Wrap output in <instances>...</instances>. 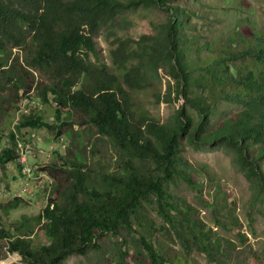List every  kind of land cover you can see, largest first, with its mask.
I'll return each instance as SVG.
<instances>
[{
    "label": "trees",
    "instance_id": "trees-1",
    "mask_svg": "<svg viewBox=\"0 0 264 264\" xmlns=\"http://www.w3.org/2000/svg\"><path fill=\"white\" fill-rule=\"evenodd\" d=\"M177 1L0 0V92L11 91L0 110L11 118L22 112L8 129L10 145L0 147V167L21 168L18 133L43 124L36 108L19 109L22 98L53 100L57 136L75 123L73 112L88 128L85 161L55 151L39 169L54 185L31 229L0 228L7 250L25 264H64L112 235L121 245L133 242L130 254L117 249L119 264H129L128 255L137 264H191L192 251L217 256L196 209L173 191L184 182L207 203L195 175L212 174L184 155L187 144L230 147L254 198H264V28L248 16L237 26L217 25L239 15L244 0H195L215 14L205 29L193 21L196 10ZM139 10L165 17L150 21V34L119 36L126 13ZM100 31L111 38L110 65L90 57L98 58L93 38ZM141 92L154 104H175L173 111L164 119L151 114ZM219 103L236 110L213 125ZM21 199L0 203V211Z\"/></svg>",
    "mask_w": 264,
    "mask_h": 264
},
{
    "label": "rangeland",
    "instance_id": "rangeland-1",
    "mask_svg": "<svg viewBox=\"0 0 264 264\" xmlns=\"http://www.w3.org/2000/svg\"><path fill=\"white\" fill-rule=\"evenodd\" d=\"M199 1V3L206 4L213 1L218 3L221 0ZM177 3L196 10L198 15L194 17L193 21L202 29L209 26L205 22H210L215 17L213 9H210L211 11L206 10L205 6L198 4L195 0H178ZM244 4L246 6H241L239 15L232 16L229 14L227 18H222L217 25L223 26L230 22L233 26H237L241 18L248 16L250 21L256 22L257 27L264 28V0H244ZM164 17V11L127 12L128 26L119 30L118 35L138 38L141 34H150L152 32L150 21L161 20ZM93 39L98 51V58L90 53L91 59L110 65L111 38L107 37L106 32L100 31ZM16 53H20L17 48L14 49V55ZM34 74L38 78V74ZM6 89V94L3 95L8 97L11 91L8 86ZM3 95L0 92V100H2L0 104L5 109L7 102L1 97ZM139 97L142 99V105L151 114L161 119L167 117L175 106V104L164 102L154 104V99L146 92H141ZM37 101L22 98L17 104L20 110L27 108V112L36 108L35 111L38 112L43 124L35 129H24L18 133L16 145L19 152L25 149L30 151L26 160L33 169L35 168L39 172L37 178L31 180V170H24L23 172V169L13 167L12 164L7 165L6 168L0 167V203H6L14 197L22 198L15 208L7 212L0 211V228L3 227L9 231L17 227L31 229L33 218L46 205L54 180L46 172L39 169L53 161L55 151L61 155L72 153L80 157L82 161H85L84 159L87 157L85 151L88 149L86 148L88 128L79 123L82 119L81 115L73 112L71 121L75 123L67 127L68 129L64 134L57 136V129L52 127V125L58 124L55 120V103L51 98H49L48 103ZM235 110L236 107L233 105L219 103L217 114L212 118L211 123L215 125ZM189 112L195 116L193 110H189ZM21 113L19 112L15 118H11L3 109L0 110L2 130L0 147L10 145L8 129L16 123ZM65 114V110H63L62 117ZM18 150L16 151L18 152ZM184 155L193 162L205 164L213 177L212 180H206L195 175V178L202 182V193L208 195V199H205L207 203L200 199L196 189L184 182H179L173 188L178 196L196 209L195 215L204 221L205 228L210 232L217 249V256L215 255L213 258L192 251L190 254L191 264H264V198H254L249 181L232 162L230 147L223 143L199 144L198 146L187 144ZM23 181H29L25 191L23 190L25 187ZM156 219L157 222L160 221L158 218ZM39 240L46 241L42 235H39ZM127 240L128 242L124 246V244L121 245L123 240L120 237L103 236L98 241V247L90 249L84 255L71 254L66 258L64 264H119L117 249L129 248V254L132 251L133 242ZM164 240L166 241V239ZM168 243L172 248L181 250L177 243ZM125 260L129 264H137L130 255L126 256ZM0 264H25L18 253L7 250L6 239L1 238V236Z\"/></svg>",
    "mask_w": 264,
    "mask_h": 264
},
{
    "label": "built area",
    "instance_id": "built-area-1",
    "mask_svg": "<svg viewBox=\"0 0 264 264\" xmlns=\"http://www.w3.org/2000/svg\"><path fill=\"white\" fill-rule=\"evenodd\" d=\"M16 150H18L17 147H16ZM18 153L20 155V164H21V169H23V172H24V170H31V180L34 178H37V173H39V172H37L35 170V168L33 169L31 167V165L26 160V157H29L30 151L28 149H25V150H22V152H19V150H18ZM40 173H42V172H40ZM23 182L25 184V187L23 188V190L25 191V190H27V185L29 184V181H23Z\"/></svg>",
    "mask_w": 264,
    "mask_h": 264
},
{
    "label": "bare ground",
    "instance_id": "bare-ground-1",
    "mask_svg": "<svg viewBox=\"0 0 264 264\" xmlns=\"http://www.w3.org/2000/svg\"><path fill=\"white\" fill-rule=\"evenodd\" d=\"M25 109V108H24Z\"/></svg>",
    "mask_w": 264,
    "mask_h": 264
}]
</instances>
